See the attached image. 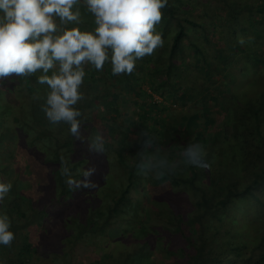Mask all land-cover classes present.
Wrapping results in <instances>:
<instances>
[{"label": "trees", "instance_id": "trees-1", "mask_svg": "<svg viewBox=\"0 0 264 264\" xmlns=\"http://www.w3.org/2000/svg\"><path fill=\"white\" fill-rule=\"evenodd\" d=\"M81 11V30L91 31L93 17ZM161 11L164 46L132 74L114 76L108 62L85 69L81 131L102 133L105 153L90 152L68 125L48 123L43 101L32 99L47 88L40 73L0 81V179L13 185L0 212L15 233L11 247L0 245V264H40L43 256L45 264H264V0H168ZM225 71L229 83L215 85L212 76ZM156 76L169 88L178 76L189 96L183 110L139 102L152 98L144 84L158 93ZM122 92L139 97L135 117L124 114ZM143 133L150 151L172 161L203 144L205 167L137 175ZM61 156L74 179L94 167L97 188L70 190Z\"/></svg>", "mask_w": 264, "mask_h": 264}, {"label": "clouds", "instance_id": "clouds-1", "mask_svg": "<svg viewBox=\"0 0 264 264\" xmlns=\"http://www.w3.org/2000/svg\"><path fill=\"white\" fill-rule=\"evenodd\" d=\"M166 7L168 0H0V81L40 73L37 83L47 88L32 99L43 101L40 108L48 123L68 125L69 134L86 142L90 152L105 153L102 133L85 137L81 131L83 113L77 105L85 100L81 91L85 69L91 66L102 71L108 62L114 76L132 74L137 60L164 46L163 34L156 26ZM82 8L93 17L91 31L81 30ZM238 43L243 45L244 38L238 37ZM143 135L137 175L163 178L174 175L182 165L205 167L203 144L187 145L180 160L172 161L159 148L150 151L152 139L147 133ZM69 162L61 156L59 172L70 190L97 188L89 179L94 167L78 169L77 174L84 179H74ZM12 187L11 182L0 179V205ZM11 226L8 214L0 212V245L11 247L15 240Z\"/></svg>", "mask_w": 264, "mask_h": 264}, {"label": "rangeland", "instance_id": "rangeland-1", "mask_svg": "<svg viewBox=\"0 0 264 264\" xmlns=\"http://www.w3.org/2000/svg\"><path fill=\"white\" fill-rule=\"evenodd\" d=\"M193 36H195L198 39V43L200 42V45L204 46L205 43L203 42V40L201 39V37L198 34H194L193 33ZM204 47L207 49V54H208V52L211 53V47L210 46L206 45ZM187 51H188V55L192 56V54H193L192 49H189ZM190 56L185 58L184 62H185V64H187V66L189 65L188 67H190V68H188V69H190V72H193V71H196V68L194 67V61L195 60H194V57L192 58ZM137 61H139V60H137ZM212 62H213V60H212ZM213 63L215 64V61ZM218 66L221 67L220 65H218ZM198 71L199 70H197V72ZM188 72L189 71H185V72H182V73L184 75H187ZM199 72L201 73V71H199ZM195 75H196V73H195ZM192 77H195V76H192ZM212 77H213V79L212 78L211 79L214 81L215 85L222 84L224 82L229 83V78H227V72L226 71H225V73H223V72L222 73L221 72L215 73ZM155 78L158 79L159 85L161 87L159 90H157L158 93L156 91L155 92L151 91L149 86L144 84L143 89L146 90V92L148 94H150L152 96V98L146 97V98H143V99H139V102L142 101L141 103H148L150 100H152V101H154L156 103H160L161 105H163L166 108L177 109V112L183 110V108L181 107V105L179 103H180L181 100H184V99L188 100L189 96L188 95H184L183 93L179 92L178 85H181V84L179 83L178 76H175V77L172 78V87L173 88H169L168 86H166V87L163 86L164 85V81H162V80L165 79L163 76L160 77V78L158 76H156ZM206 85L207 86L209 85V81L207 82ZM215 85H213L211 88H214ZM174 90L176 91V93H175ZM150 91L152 93H150ZM138 98L139 97L136 96L135 94L127 95L125 92H122V94L120 93L119 100L122 103V106H121L122 110L126 112V113H124L125 115L132 114V117H135L134 113L136 112V107H137L136 103H139V102H137ZM163 119H166L165 115H164ZM112 242H114V240ZM110 247L112 249L113 245H110ZM45 258L46 257L43 256V258L41 259V263L40 264H45L46 263L44 261Z\"/></svg>", "mask_w": 264, "mask_h": 264}]
</instances>
